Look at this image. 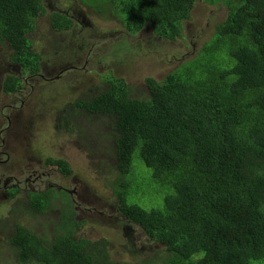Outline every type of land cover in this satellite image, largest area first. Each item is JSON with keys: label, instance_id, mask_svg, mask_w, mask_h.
Wrapping results in <instances>:
<instances>
[{"label": "trees", "instance_id": "16d2710c", "mask_svg": "<svg viewBox=\"0 0 264 264\" xmlns=\"http://www.w3.org/2000/svg\"><path fill=\"white\" fill-rule=\"evenodd\" d=\"M100 1L119 10L129 34L149 26L152 38L164 42L182 37L184 20L197 2ZM204 2L224 3L226 17L213 25L196 56L168 71L164 81L145 78L149 97H132L116 80L79 104L114 118L121 177L129 174L139 148L152 180L172 190L162 208L147 209L130 200L128 180L135 181L130 175L115 185L118 211L165 246L156 264H264V0ZM44 12L43 0H0V42L5 44L0 53L5 57L6 49L8 65L16 66L11 73L41 71V55L29 36ZM50 21L53 29L68 30L74 17L54 11ZM19 86L17 77L8 76L3 91ZM52 162L70 172L62 159ZM53 192L33 195L34 209L47 208ZM11 241L24 264H137L113 260L107 241L76 238L72 231L49 240L18 227Z\"/></svg>", "mask_w": 264, "mask_h": 264}, {"label": "rangeland", "instance_id": "374dc122", "mask_svg": "<svg viewBox=\"0 0 264 264\" xmlns=\"http://www.w3.org/2000/svg\"><path fill=\"white\" fill-rule=\"evenodd\" d=\"M43 1L45 12L35 21V31L29 36L32 49L41 55V71L39 73H58L60 69L65 68L59 67L71 59L75 61L69 63L68 66L73 65L80 68L78 71L70 70L67 73H89L84 76L79 90L70 93L62 91V85L43 89L40 86H33L31 94H28L29 89H27L24 93L19 92L20 95L17 93L6 99H3L4 94L1 92L0 128L8 127L9 132L13 134L20 132L22 138L25 136L24 140L34 136L36 137L35 141L37 143L41 141L43 146H53L49 136L65 135L64 128L56 130L58 122L54 120L64 104L75 98H89L109 88L107 83L110 81L107 74L102 76L101 82L95 81L94 83L91 80L95 76L94 73H113L115 60H127L130 73H141V79L138 78L141 83L148 74H153L161 80V83L170 74L167 73L168 71L196 56L204 41H207L213 34V25L222 22L228 11V7L224 3L208 5L204 0H197L190 11L189 19L184 20V32L178 41H156L152 38L154 32L147 26L138 34H130L131 39L140 47L139 49L120 50L119 46L126 42L125 35L121 34L117 35L114 40L115 43H118L112 46L114 53L108 55L102 48L89 50L90 43L94 38L101 37L103 32L128 33L118 9L115 10L108 2L100 0ZM87 1L94 7V10L87 5L89 4ZM95 10L102 14H98ZM54 11L67 13L72 18L74 17L70 29L55 30L52 28L50 14ZM149 39L152 41L150 42ZM0 45L5 46L3 42H0ZM66 45H69L70 48ZM5 52L6 49L2 48V55L5 57H2L0 53V71L4 69L6 73H10V69L14 66L8 65ZM203 52L199 57L203 56ZM129 83L134 86L130 88L132 97L139 99L149 97L147 87L139 86L132 80H129ZM19 98L22 99L20 104ZM42 98H52L51 104L43 105ZM77 116L79 117L77 125L79 129L75 133L83 146L73 149V161L60 152L52 156L65 159L71 168H75L70 172V180L80 179L64 189L66 195L55 191L50 198L48 207L44 209L46 212L31 220L29 214L26 213L31 209V203H26L24 196L20 195L21 193L14 199H3L0 209L3 211L16 210V212H10L8 217L13 215L19 220L13 221L7 229H0V264H24L18 259L16 249L10 241L15 225L30 223L35 232L50 238L51 229L49 228L57 222L62 211L66 210V197L73 202L70 194L74 190L73 197L76 199V203L73 202L74 210L81 225L78 231L79 235L95 242L107 241L108 248L113 250L112 255L115 261L127 259L137 264L143 262H145L144 264L150 262L156 264L157 258L164 252V245L149 239L144 230L142 234L141 229H138L137 226L125 228L127 230L124 231L122 226L114 223L108 217L102 219L105 223H101L97 216L85 208L103 202L110 203L118 209L115 185L119 181H126L128 175L135 179L133 183L130 179L128 180L131 185L128 191H132L129 198L144 208H162L164 196L172 193V190L167 185H159L152 180V169L148 168L139 158V148L133 153L132 168L129 174L126 177L120 176L116 167L117 132L114 128V118L103 114L94 115L82 110L77 112ZM3 117H5V121L1 120ZM21 118H23V123L20 121ZM24 118L28 119L27 122L24 121ZM70 134L71 130L68 131L69 136ZM29 149L32 152L26 151L21 145V151H18L20 157L26 159V155H32L33 164L45 171L42 167L45 156L40 153V149H43L41 144L30 146ZM89 161L90 167L87 166ZM51 167L48 166L47 170L52 174V177L55 176L54 174H65L59 169ZM151 185L158 186L160 190L157 192ZM62 202L64 205L61 204ZM43 205L46 204L43 202ZM125 217L121 215L124 221L130 222ZM7 222L5 221L3 224ZM57 230L54 229L53 233Z\"/></svg>", "mask_w": 264, "mask_h": 264}, {"label": "flooded vegetation", "instance_id": "af4514ba", "mask_svg": "<svg viewBox=\"0 0 264 264\" xmlns=\"http://www.w3.org/2000/svg\"><path fill=\"white\" fill-rule=\"evenodd\" d=\"M121 34L125 35L126 42L119 46L120 50L127 51L130 49L140 48L131 39L129 33H118V32L108 31V32H103L101 34V37L94 38L90 43L89 50H92L95 48H102L108 55H111L112 53H114L112 46H114L115 44H118V43H115L114 40L116 39L117 35H121ZM63 36L65 39H67L65 35ZM66 46L70 48L69 45H66ZM73 61L75 60L71 59L67 63H65L63 66L59 67V68H64V67L65 68L63 70L60 69L58 73H25V74L24 73H19V74L5 73L6 78L8 76H15L19 78L20 86L18 87L17 91L11 92V93L14 95L18 93L20 95V93H24L26 92L27 89H29L28 94H31L33 86H40L43 89V88L55 87L56 85H62L63 87L62 91H68L69 93L72 91L79 90L82 84V81L84 79V76L89 73H67L70 70L78 71V69L80 68V67L73 66V65L68 66V64L72 63ZM113 63L115 65V70L113 73H94L95 76H93L91 80L94 83L95 81L101 82L102 76L104 74H107V76L109 77V81H110V83H107V85L112 84V81L115 82L116 80H120L126 84L130 92V88L134 86L130 85L129 80L137 82L139 86L147 87L145 83L146 77H153L157 79L153 74H148L145 76L144 80L141 83L139 80L141 79V73H130L128 70L127 60H115ZM1 74L2 73H0V76ZM4 83H5L4 80L2 83L0 82L1 90H2V86H4ZM25 85L27 86L23 90ZM4 93L9 94L6 92ZM99 93L89 98H82V97L75 98L71 102L63 105L61 112L55 117L54 120L58 122L56 130L64 128L63 131L65 132V135L59 136L56 134L54 137L49 136L53 143V146H43L41 141L37 143L35 141L36 137L34 136H30L26 140H24L25 136L22 138V133L18 132L16 134H13L12 132H9V129H7L6 127L0 128V206H1L3 199L4 200L14 199L17 196H19V194L21 193L20 195L24 196L25 202L31 203L30 205L31 209L26 212L29 214V219L31 220L33 218H36V216L42 215L46 212V210L37 211L34 209V205H35L34 203H37V202H35L32 199L33 195L35 198H37L36 194L42 198L43 197L42 194L48 191H54V192L59 191L60 193H63L66 195V191H64V188L66 189L69 185L76 183L80 178L79 179L73 178L72 180H70V177H69L70 172L72 171V169H75V168H71L65 159L61 157H53L52 155L60 152L64 154L68 159L72 160L73 149L75 147L83 146V143L77 138L76 133H75V131L79 129L77 127L79 123V117L77 116V112H79V110H82L83 112H87V111L86 109L81 107L79 103L84 102V101H89L93 99L94 97H96ZM42 100H43V105H50L52 102V98H42ZM20 103H22L21 98H19V104ZM90 114H93V113H90ZM94 115H97V114H94ZM69 130H71L70 136L68 135ZM46 139H48V137H46ZM35 144H41V147L43 148V149H40V153L45 156L44 158L45 162H43L42 164V167H44L43 169L45 171L40 170L36 166V164H33L32 155H26V159H25L24 157H20V153L18 152V151H21V145H23V148L26 149V151L32 152V150L29 149V147L30 146L33 147V145ZM45 144H48V142H45ZM58 159H62L63 162L66 163L67 168L68 170H70V172L66 171L65 168L61 164L59 163L55 164L52 162L53 160H58ZM48 166H52L51 168L53 167L57 168L63 174L64 173L65 174L64 175L54 174L55 176L52 177V174L47 170ZM87 166L90 167V161L88 162ZM74 192L70 195L72 196L73 202L76 203V199L73 197ZM73 202L69 198L66 197V203H67L66 212L69 214V217L67 218L65 215V211H62L57 222L52 224L51 227L49 228L51 229L50 238L46 237L45 235L43 236L35 232L34 228L29 223L27 225H23V224L15 225V227L13 228L14 232H13L11 239H13V237L16 235L18 227L30 229L31 231L35 232L41 237H44L45 239H49V240H54L59 235H65L67 231H72L73 235L76 238H85L84 236H81L78 234V231L81 225L76 218ZM61 204L64 205V202H62ZM70 208L73 211V216H71L70 214ZM114 208L115 207L110 203L105 204L103 202H100L98 204H95L94 206L91 205L89 208H85V209L87 211H90L95 216H97L98 221H100L101 223H105L102 219L105 217H108V218H111V220L114 223L120 226H123V225L128 226L127 223L118 219V217L121 218L122 214L116 208H115L116 211L114 213ZM10 212H16V210L3 211L0 209V222L2 221L0 224V229H7L9 224H11L15 220H19V219L14 218L13 215L11 217H8ZM70 219L74 220V222L79 225L77 227H71L69 223ZM5 221H8L7 223H5L6 225L3 224ZM137 228L142 230V228L139 226H137ZM54 229H58L57 232L53 233ZM123 230L125 231L127 229H123ZM11 244L14 246L12 241H11Z\"/></svg>", "mask_w": 264, "mask_h": 264}, {"label": "water", "instance_id": "95a60500", "mask_svg": "<svg viewBox=\"0 0 264 264\" xmlns=\"http://www.w3.org/2000/svg\"><path fill=\"white\" fill-rule=\"evenodd\" d=\"M1 83L3 82V77L1 78V81H0ZM0 94H1V89H0ZM14 94H9V95H4V97H3V99H6V98H8L9 96H13ZM1 120L2 121H5L6 119H5V117H3V118H1ZM27 118H24V121H26L27 122ZM20 121L23 123V118H21L20 119ZM7 129H9L8 127H6ZM65 189V188H64ZM118 219L119 220H121V221H124L122 218H119L118 217ZM125 223H127L128 224V226H126V225H123L122 227L125 229V228H130V227H133L135 224H133L132 222H127V221H124ZM144 249V248H143Z\"/></svg>", "mask_w": 264, "mask_h": 264}, {"label": "clouds", "instance_id": "9594fccd", "mask_svg": "<svg viewBox=\"0 0 264 264\" xmlns=\"http://www.w3.org/2000/svg\"><path fill=\"white\" fill-rule=\"evenodd\" d=\"M2 77H5V78H3V80L5 81V79H6V74H5V73H2V74H1V76H0V81H1V78H2ZM18 79H19V78H18ZM3 87H4V86H2V90H1V92H2L4 95L12 94V93L5 94L4 91H3ZM87 113H88V112H87ZM93 114H94V113H93ZM103 115H108V114H103ZM109 116H111V115H109ZM111 117H112V116H111ZM112 118H113V117H112Z\"/></svg>", "mask_w": 264, "mask_h": 264}, {"label": "bare ground", "instance_id": "6f19581e", "mask_svg": "<svg viewBox=\"0 0 264 264\" xmlns=\"http://www.w3.org/2000/svg\"><path fill=\"white\" fill-rule=\"evenodd\" d=\"M67 14V13H66ZM38 19V18H37ZM14 67H16V66H14ZM11 73V72H10Z\"/></svg>", "mask_w": 264, "mask_h": 264}]
</instances>
